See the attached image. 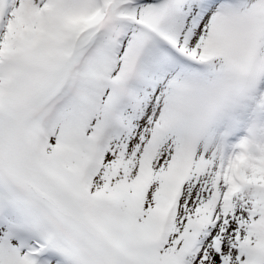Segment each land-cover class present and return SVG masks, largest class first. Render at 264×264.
<instances>
[{"label":"snow or ice","instance_id":"1","mask_svg":"<svg viewBox=\"0 0 264 264\" xmlns=\"http://www.w3.org/2000/svg\"><path fill=\"white\" fill-rule=\"evenodd\" d=\"M261 153L264 0H0V264H264Z\"/></svg>","mask_w":264,"mask_h":264},{"label":"clouds","instance_id":"2","mask_svg":"<svg viewBox=\"0 0 264 264\" xmlns=\"http://www.w3.org/2000/svg\"><path fill=\"white\" fill-rule=\"evenodd\" d=\"M248 148L252 152L260 153V149L254 145H249ZM264 156V153H261ZM234 166V173L237 176H243L249 165L248 156L244 152L238 151L234 156L231 157Z\"/></svg>","mask_w":264,"mask_h":264},{"label":"rangeland","instance_id":"3","mask_svg":"<svg viewBox=\"0 0 264 264\" xmlns=\"http://www.w3.org/2000/svg\"><path fill=\"white\" fill-rule=\"evenodd\" d=\"M243 134L244 133L241 132L239 135H236L230 138V142L225 148L226 157L234 155L235 153L239 151V148L237 147V145L239 144L240 137L243 136Z\"/></svg>","mask_w":264,"mask_h":264}]
</instances>
